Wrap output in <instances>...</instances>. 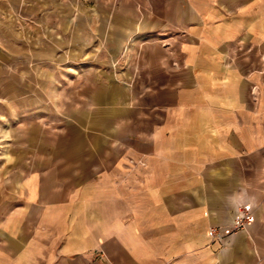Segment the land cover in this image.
Masks as SVG:
<instances>
[{
	"label": "crops",
	"instance_id": "obj_1",
	"mask_svg": "<svg viewBox=\"0 0 264 264\" xmlns=\"http://www.w3.org/2000/svg\"><path fill=\"white\" fill-rule=\"evenodd\" d=\"M6 1L0 16H16ZM62 14L74 56L126 76L102 83L61 156L0 175V264H264V0ZM130 73L152 76L130 94ZM244 208L246 229L210 235Z\"/></svg>",
	"mask_w": 264,
	"mask_h": 264
},
{
	"label": "rangeland",
	"instance_id": "obj_2",
	"mask_svg": "<svg viewBox=\"0 0 264 264\" xmlns=\"http://www.w3.org/2000/svg\"><path fill=\"white\" fill-rule=\"evenodd\" d=\"M9 1L15 2L17 14L0 16L1 176L28 153L39 157L43 150L50 159L61 156L64 147H72L73 139L66 135L93 108L94 94L105 92L102 83L126 76L99 73L106 59L74 56L69 24L74 14L66 17L62 9L90 0ZM151 76L128 74L129 93L141 90Z\"/></svg>",
	"mask_w": 264,
	"mask_h": 264
},
{
	"label": "built area",
	"instance_id": "obj_3",
	"mask_svg": "<svg viewBox=\"0 0 264 264\" xmlns=\"http://www.w3.org/2000/svg\"><path fill=\"white\" fill-rule=\"evenodd\" d=\"M254 220V216L248 208L237 210L231 223L225 226H216L210 229V235L225 237L239 230H244Z\"/></svg>",
	"mask_w": 264,
	"mask_h": 264
}]
</instances>
